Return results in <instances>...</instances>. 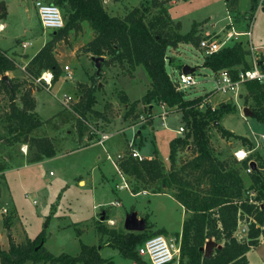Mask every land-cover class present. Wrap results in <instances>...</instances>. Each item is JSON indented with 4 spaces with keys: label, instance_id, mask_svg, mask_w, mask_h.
Returning <instances> with one entry per match:
<instances>
[{
    "label": "rangeland",
    "instance_id": "374dc122",
    "mask_svg": "<svg viewBox=\"0 0 264 264\" xmlns=\"http://www.w3.org/2000/svg\"><path fill=\"white\" fill-rule=\"evenodd\" d=\"M41 1L47 3L51 0ZM102 1L110 14L124 16L129 10L140 6L143 0ZM0 4L2 7L0 23L3 24L0 28V49L8 54L17 53V60L22 63L51 37L53 30L42 28L35 0H0ZM166 6L172 21L179 22L182 33L189 31L194 22H201L198 26L201 39L219 38L227 32L228 10L236 30L251 31L249 37H241L244 42L246 41L248 48L250 43L254 46H264V9L252 10L251 0H169ZM155 11L156 9H152L149 16ZM93 35L92 29L84 22L78 33L70 32L67 39L57 43L55 56H58L62 68L65 65L70 68L71 76H68L67 71H63L58 82L49 89L42 87L25 70L20 69L23 64L17 65L16 75L6 73L9 74V78L22 83L17 92L18 105H21L19 98L26 88L30 87L35 91V111L45 120L44 125L37 129L35 134L49 136L56 147L64 146V151L55 158L14 166L13 164L22 159L20 160L19 155L14 151L16 162H13L7 153H10V149L6 148L0 139V166L6 167V170L0 171V247L7 249L11 239L15 243H23L41 233L45 238L43 252L47 251L53 255L66 253L74 256L80 252L82 244L96 245L100 254L105 258H111L113 264H133L132 260L123 257L115 248L101 243L96 229L101 211H105L108 217L116 219L113 225L107 221H104V224L119 229H125L126 213L133 211L145 220L144 231L150 232L155 230L152 224L154 218L169 231L179 230L181 209L171 197L148 194L151 188L147 186L143 189L147 191L146 193L142 192L136 196H128L125 191H117L116 196H110L111 186L121 183L122 180L114 166L106 159L107 153L112 156L121 152L125 154L129 147L127 139L131 136V131L125 127L130 125L134 131L142 126L145 130L142 131L143 145L139 148L140 151L144 156H148L155 147L158 159L168 171L171 165L169 143L178 135L184 136L187 128L183 124L181 112L167 110L160 105H153L151 122L147 116V107L140 102L136 108V112L139 113L138 118L122 121L121 118L128 110L129 103L139 100L149 88L150 78L142 65L137 66L132 75L117 63H104L101 69L102 76L97 82L95 91L94 109H98L100 113L90 114L88 122L85 123L86 130H91V125H94L96 117L99 116L102 118L99 119L102 125L98 123L97 130L90 132H93L98 140L100 136L98 127L100 129L103 127L105 131L111 132L112 136L106 140V143L91 145L95 143V137V140L89 142V147L72 151L74 147L80 146L76 130L77 117L72 112V106L80 98L77 84L79 82L91 84V75L95 73L94 64L90 56L82 51V46ZM23 42L29 44L22 47ZM167 56L169 59L166 68L172 76L179 73L178 64H188L196 68L194 75L197 83L185 92L190 98L205 96L204 102L200 105L202 110H205L207 105L213 109L224 103L235 105L236 109L224 114L219 124L236 134L252 139L253 148L256 147L254 151L258 152L264 162L262 138L264 123L253 115L246 116L242 110L243 107H256V102L252 98H249L248 103L245 102V97L247 98L248 95L246 86L241 85L238 92L216 91L218 74L202 65L207 55L199 46L180 44L177 48L169 49ZM121 94L128 97L129 103L121 102ZM66 95L72 98L69 106L62 104ZM260 105L263 106L264 101ZM8 106V96L0 91V119ZM181 125L185 130L179 134L177 130ZM1 127L0 122V134L3 132ZM208 134L214 154L220 159L237 160L233 150L241 145L250 150L240 139L223 138L215 125L209 126ZM22 148L20 146V151L25 155ZM193 154L191 148L180 149L177 152L175 165L180 166ZM98 157L100 158L98 164L103 163L105 165L103 171L108 172L106 174L108 181L100 183L92 178L86 179V185L84 182L79 183L80 177L87 178L89 174L94 173L90 169L93 162L99 161ZM10 161L11 164L8 163ZM244 179L248 184V178L244 176ZM126 181L132 190L131 184L135 180L128 178ZM172 192L170 189L171 194ZM118 197L122 198V205H116L114 202L113 199ZM111 200L113 201L110 202ZM6 219L9 221L8 227L5 226ZM245 232L246 224L242 219L236 235L241 238L244 237ZM25 264L34 263L28 261Z\"/></svg>",
    "mask_w": 264,
    "mask_h": 264
},
{
    "label": "trees",
    "instance_id": "16d2710c",
    "mask_svg": "<svg viewBox=\"0 0 264 264\" xmlns=\"http://www.w3.org/2000/svg\"><path fill=\"white\" fill-rule=\"evenodd\" d=\"M168 1L143 0L140 6L119 16L110 14L102 0H51L47 3L60 7L64 26L53 30L43 46L28 58L25 71L32 79H36L48 70L52 73L51 86L56 84L65 70L55 56V46L67 39L70 32L78 33L83 22L94 33L82 46L85 54L107 56L103 64L117 63L129 74L142 65L150 78V86L139 100L130 103L128 97L121 94V102L129 103L123 119L138 118L136 108L139 102L148 111L153 105L163 104L167 110L181 112L187 129L184 136L178 135L169 143L171 165L168 171L156 156L142 160L126 157L120 161V169L135 180L131 184L133 193L143 190L144 186L151 188L153 193L161 192L166 187L172 189V196L184 207L186 216L180 234L177 264H248L246 253L260 243L261 237L264 238V162L255 151L243 161L220 159L214 154L208 134L211 124L216 126L223 138L240 139L250 150L254 146L247 137L235 134L219 124L224 114L236 109L235 105L224 103L214 109L207 105L202 110L200 105L205 96L190 98L185 91L177 90L166 68L168 50L180 44L199 46L201 38L198 26L201 22H194L189 31L182 33L179 22L174 23L169 16L166 6ZM257 6L258 0H251V9ZM152 9L156 11L149 16ZM250 57L246 41L240 39L207 55L202 65L215 73L227 69L235 77L238 70L251 67ZM17 65L16 53L8 54L0 49V91L9 99L8 109L0 119L3 131L0 139L10 149V153H7L13 162H16L14 151L22 159L13 165L21 166L54 157L56 150L49 136L35 134L45 121L35 111L32 88L25 89L19 98L21 105H18L17 92L22 83L11 77L3 78L7 72L15 71ZM182 66L178 64L177 69L181 70ZM101 76L102 73L98 77L94 73L91 75V84H77L80 98L72 106V112L77 117L76 130L80 146L88 145L93 139L92 134L85 132L83 121L90 114L100 113L94 109V105L97 82ZM244 84L248 91L245 102L248 103L249 98L256 102V107L249 108L253 116L264 123V105H260L264 101V83L248 81ZM23 145H26L25 155L20 151ZM184 148L193 149L194 154L177 167V152ZM250 159L255 161L256 167L246 172ZM5 168L1 165L0 171ZM244 176L248 178V184ZM108 219L104 215V220L98 219L96 222L101 243L115 248L123 257L137 264H150L139 256L138 248L149 237L165 234L166 231L162 228L150 232L110 228L104 224ZM242 219L247 225V232L244 237L238 238L235 232ZM8 222L6 219V227L9 226ZM208 239L221 246L214 247L210 254L205 255L201 248ZM44 241L41 233L23 243H15L11 239L7 249L0 247V264H25L28 261L34 264H113L111 258L100 254L96 245L82 244L80 252L74 256L66 253L53 255L43 252Z\"/></svg>",
    "mask_w": 264,
    "mask_h": 264
},
{
    "label": "built area",
    "instance_id": "2783aa9c",
    "mask_svg": "<svg viewBox=\"0 0 264 264\" xmlns=\"http://www.w3.org/2000/svg\"><path fill=\"white\" fill-rule=\"evenodd\" d=\"M35 6L37 7V14L39 16V20L43 29L56 30L64 26V18L58 6H56L55 4L43 2L41 0H35ZM258 8H264V0H258L257 9ZM227 18L229 25V29L227 30V32L222 34L219 38L206 37L200 40L199 47L206 55H211L215 52H218L228 43L238 41L242 39L241 37L243 36L249 37L251 35V31L249 29L242 31L235 29L228 10ZM0 28H2V24H0ZM28 44V42H23L22 47H26ZM249 50L251 53V67L244 70H238L235 77H233L227 69L218 71L215 88L216 91H220L223 93L229 91L238 92L240 85L248 81H257L260 83H264V56H260V53L263 52L264 54V46H254L250 43ZM22 69H25V67H22ZM63 69L67 71L68 76H71L69 67L67 65H65ZM170 77L173 83L176 85L177 90L185 91L188 88L194 87L197 83L194 72L185 74L181 70H179V73L176 76L170 75ZM51 80L52 73L48 70L43 71L39 75V77L36 78L37 82H43L48 88H50L51 86ZM71 99L72 98L70 96H64L62 104H64L65 106H69ZM160 106L161 108H165L163 104ZM184 130V127L180 126L177 132L181 134ZM99 134L100 136L98 138V143L100 144H103L107 139L111 137V135L108 133L100 132ZM135 138L136 133H133L131 140L128 142L130 155L137 158L138 160H142L144 159V157L136 148H134ZM262 138L264 139V135H262ZM22 147L24 153H26V145H23ZM250 153H252V150L239 149L234 152V156L238 161H243L248 158ZM108 157L111 159L110 156ZM117 158L121 159L122 155L118 154ZM251 161L254 160H248V168H246V172L251 171ZM113 164L115 167H117L115 162H113ZM107 222L111 225L114 224V221L112 219H108ZM138 254L150 264H172L173 262L178 261L180 254V242L177 243L176 241H169L163 234H157L149 237L144 241L142 245L139 246Z\"/></svg>",
    "mask_w": 264,
    "mask_h": 264
},
{
    "label": "crops",
    "instance_id": "0c3cea01",
    "mask_svg": "<svg viewBox=\"0 0 264 264\" xmlns=\"http://www.w3.org/2000/svg\"><path fill=\"white\" fill-rule=\"evenodd\" d=\"M262 9H264V8H262ZM0 12H2V7H1V11ZM230 13V12H229ZM84 23V22H83ZM0 24H2V23H0ZM2 26H3V24H2ZM43 46V43H42V45L39 47V49L41 48ZM38 49V50H39ZM37 50V51H38ZM36 51V52H37ZM35 52V53H36ZM35 53H33L32 55H29L30 57L31 56H33ZM17 54V53H16ZM17 56H18V54H17ZM260 56L262 57V56H264V54H263V52L262 53H260ZM56 58H57V60H58V62H59V59H58V56H56ZM251 58V57H250ZM27 62H28V58L24 61V62H22V63H20L19 62V59H18V64H23L22 66H20V69H22V67L23 66H26L27 65ZM25 64V65H24ZM23 70H25V69H23ZM20 71V70H19ZM136 71V70H135ZM69 72H70V68H69ZM16 73H17V70H15V71H11V73H10V75H16ZM70 74H71V72H70ZM132 75H134V74H132ZM35 80V82H37L36 81V79H34ZM37 83H39V82H37ZM40 85H42V87H44V88H47V89H49L48 87H46V85L43 83V82H41V83H39ZM243 86H245V84H242ZM241 86V85H240ZM240 89V88H239ZM32 90H34V89H32ZM32 95H33V97H34V99H35V91H33L32 92ZM153 108H154V106H152V108H150V110L148 111V113H150L151 114V111H153ZM244 108V107H243ZM242 109V108H241ZM98 110V109H97ZM243 110V109H242ZM99 111H100V109H99ZM160 115H161V113H160ZM76 116V115H75ZM89 116V115H88ZM88 116H87V118H86V120L84 121V123L85 122H88ZM40 117V116H39ZM41 118V117H40ZM150 118V121H151V119H152V116H150L149 117ZM99 119H101L102 120V118H99V116L98 117H96V119H95V123H94V125H91V130L90 129H87L85 132L87 133V134H92L93 135V139L91 140V141H93V140H95L94 142L95 143H92L91 145H93V144H100V143H98V140H97V137H96V135H94L93 134V132H90V131H92V130H97V124L98 123H100V120ZM41 120H43V121H45L44 119H42L41 118ZM121 120L122 121H128V120H124L123 119V116H122V118H121ZM143 122V121H142ZM152 122V121H151ZM124 124H126L125 122H124ZM72 125H74L73 123H72ZM71 125V126H72ZM85 125H86V123H85ZM102 125V123H100V126ZM182 126V125H181ZM224 127V126H223ZM99 128V130H98V132H104V133H108V134H110L111 136H112V133L111 132H108V131H105L104 129H103V127L100 129V127H98ZM126 129H129L130 131H131V136H130V139H127L128 140V142L131 140V138H132V136H133V133H136V138H135V142H134V148H136L138 151H139V153L141 154V155H143L142 154V152L140 151V147L143 145V133H142V131L143 130H145V128L144 127H142L141 126V128L139 129V128H137L136 130H134L133 131V127L132 126H130V125H128V126H126L125 127ZM225 128V127H224ZM230 131H232V130H230ZM233 132V131H232ZM235 133V132H234ZM236 134V133H235ZM96 137V138H95ZM99 137V136H98ZM145 137V136H144ZM245 137H247V136H245ZM95 138V139H94ZM110 139V138H109ZM145 139V138H144ZM248 139H250V138H248ZM85 140V139H84ZM108 140V139H107ZM250 140H252V139H250ZM91 143V142H90ZM89 143V144H90ZM104 143H106V141L104 142ZM83 145V147L82 146H77V147H74L73 149H72V151H78V150H81V149H84V148H87V147H89L90 145ZM54 147H55V150H56V155L54 156V157H51V158H55L56 156H58V155H60V154H62L63 153V151H64V146H62L61 148H58V147H56L55 145H54ZM256 148V147H255ZM255 148H253L252 149V151H254L255 150ZM239 149H245V147L244 146H239V147H237V148H235L234 150H233V154H234V152L236 151V150H239ZM169 152H170V150H169ZM118 154H120V153H117L116 154V156H112V155H110L109 153H107V156H106V159L107 160H109L110 161V163L112 164V166H114V164H113V162H115L116 163V165H117V167H115L114 166V169L117 171V173L120 175V177H121V180H122V182L121 183H116L115 184V186H111V190H112V192H111V194H110V196H116L117 195V191H125L126 193H127V195L128 196H136V195H138V194H140V193H146L147 191L146 190H143V191H139L138 193H133V191L130 189V187L128 186V183H127V179L129 178L128 176H126L124 173H123V171L120 169V167H119V163H120V161L122 160V159H125L126 157H130L131 155H130V149H129V147H128V149H127V151H126V153L125 154H123V152H121V155H122V158L121 159H118L117 158V155ZM157 149L154 147V149H152V153H151V155H148V156H144V159H151V158H153V157H157ZM108 156H110L111 157V159L108 157ZM132 157V156H131ZM50 158V159H51ZM133 158H135V157H133ZM158 158V157H157ZM46 159H49V158H45V159H43V160H46ZM135 159H137V158H135ZM98 162H93V164L91 165V169L90 170H93L94 171V173L93 174H89L88 175V177L87 178H83V177H80L79 179H78V181H79V183L80 182H84V185H86V182H87V180L86 179H92V178H95L97 181H99L100 183H104V182H106V181H108V179H107V177H106V174H108V172L106 173V170H104L103 171V168L105 167V165L103 164V163H100V164H98L99 162H100V158L98 157ZM42 161V160H41ZM113 161V162H112ZM185 162V161H184ZM103 165V166H102ZM163 166H164V164H163ZM165 169V168H164ZM170 169V168H169ZM168 169V170H169ZM166 170V169H165ZM167 171V170H166ZM98 173V174H97ZM163 191H161V192H158V193H153L152 192V189H151V192H148V194H154V195H158V196H167V197H171L174 201H175V203L178 205V207L181 209V212H180V223H181V225H180V227H179V230H177V231H169V229H167L164 225H161V224H158V222L155 220V218H154V220H153V222H152V224H153V227H154V229L155 230H157V229H164L165 231H166V235H164L169 241H176L177 243L178 242H180V234H181V230H182V224H183V220H184V218H185V216H186V213H185V209H184V207L172 196V194L170 193V189L169 188H166V187H163V189H162ZM119 193V192H118ZM113 200H115L114 202L116 203V205H122L123 204V202H122V198H120V197H118V198H116V199H113ZM113 200H111L110 202H112ZM99 204H101V203H99ZM133 211H130L129 213L127 212L126 213V216L128 215V214H130V213H132ZM153 214V213H152ZM104 216V215H107L106 214V212L105 211H101V216ZM137 215V214H136ZM101 216H100V220H101ZM108 216V215H107ZM95 217H97V216H95ZM137 217L138 218H142V216H140V215H137ZM109 219H112L113 221H114V223H115V220H114V218L113 217H108ZM107 221V220H106ZM117 222V221H116ZM238 226H239V224H238ZM168 230V231H167ZM173 232H175V233H173ZM173 233V234H172ZM235 235H236V232H235ZM237 236V235H236ZM246 256H247V259H248V264H264V238H260V243L257 245V246H255V247H252L247 253H246ZM131 260V259H130ZM132 262H133V264H137L136 262H134L133 260H132ZM147 262V261H146ZM172 264H177V262H173Z\"/></svg>",
    "mask_w": 264,
    "mask_h": 264
},
{
    "label": "water",
    "instance_id": "95a60500",
    "mask_svg": "<svg viewBox=\"0 0 264 264\" xmlns=\"http://www.w3.org/2000/svg\"><path fill=\"white\" fill-rule=\"evenodd\" d=\"M0 11H1V4H0ZM90 58L94 64L96 77H98L101 73L103 60L105 59V57L92 55V56H90ZM195 69H196L195 67H192L188 64H183L181 71L185 74H189V73L194 72ZM10 73L11 72H9V74ZM9 74L4 75L3 78L7 79L9 77ZM243 113L246 116H252L253 115L252 110H250V108H248V107L243 108ZM250 166L254 168V167H256V163L254 161H251ZM101 220H104L103 215L101 216ZM144 226H145V220L138 218L135 212L128 214L124 220V227L128 231H143ZM220 246L221 245L217 244L214 240L208 239L206 241L205 245L201 249L204 251L205 255H208L212 252V249L214 247H220Z\"/></svg>",
    "mask_w": 264,
    "mask_h": 264
}]
</instances>
